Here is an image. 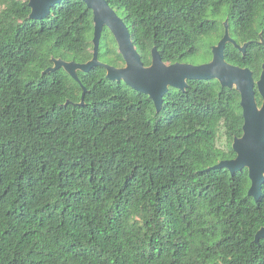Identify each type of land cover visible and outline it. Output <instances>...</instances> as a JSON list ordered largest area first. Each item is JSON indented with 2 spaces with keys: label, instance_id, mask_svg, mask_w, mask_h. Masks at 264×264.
<instances>
[{
  "label": "trees",
  "instance_id": "trees-1",
  "mask_svg": "<svg viewBox=\"0 0 264 264\" xmlns=\"http://www.w3.org/2000/svg\"><path fill=\"white\" fill-rule=\"evenodd\" d=\"M106 1L145 66L154 47L168 65L203 48L211 61L227 21L248 45L228 43L226 61L261 77L264 0ZM29 2L0 0V264H264V184L257 203L247 168L208 170L237 157L241 94L188 81L158 113L103 67L79 71L80 84L63 68L46 74L53 58L93 59V12L64 0L36 21ZM99 59L126 65L108 28Z\"/></svg>",
  "mask_w": 264,
  "mask_h": 264
},
{
  "label": "water",
  "instance_id": "water-1",
  "mask_svg": "<svg viewBox=\"0 0 264 264\" xmlns=\"http://www.w3.org/2000/svg\"><path fill=\"white\" fill-rule=\"evenodd\" d=\"M64 0H30V19L44 20L50 16L54 6ZM88 9L93 12L94 20V51L93 59L87 63H77L53 58V67L44 73L49 74L59 69H64L79 84L81 80L78 72L88 73L95 67H103L107 71V78L113 82H124L132 90L148 95L154 102L157 112H161L164 97L171 88L185 92L188 81L218 80L223 87L236 89L241 94V107L243 110L244 126L243 136L235 138L233 150L237 157L232 160H223L208 170L227 169L234 175L236 172L249 170L251 187L248 195L258 203L262 197L264 184V65L261 77L255 80L249 68H242L230 64L225 58V48L232 43L242 53L246 47L240 46L230 36L228 22H225V35L212 49L211 61L195 65L191 63H176L168 65L163 62L156 47L152 50V64L145 66L137 51L130 30L119 14L106 0H83ZM108 28L115 37L119 52L125 60L122 68L103 63L99 59L102 34ZM256 91L263 99L262 106L258 105ZM87 89L83 87L82 102L84 104ZM264 239V227L256 236L255 243L259 244Z\"/></svg>",
  "mask_w": 264,
  "mask_h": 264
},
{
  "label": "rangeland",
  "instance_id": "rangeland-1",
  "mask_svg": "<svg viewBox=\"0 0 264 264\" xmlns=\"http://www.w3.org/2000/svg\"><path fill=\"white\" fill-rule=\"evenodd\" d=\"M205 56H206V50L203 48L201 50L200 56L197 59H195L198 64H196V62L194 64L200 65V64L206 63V59L204 58ZM226 143H227L226 138H225L223 132H221L220 140H219V146L223 148L226 146Z\"/></svg>",
  "mask_w": 264,
  "mask_h": 264
}]
</instances>
